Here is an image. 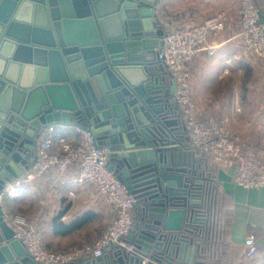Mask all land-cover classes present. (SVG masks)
I'll use <instances>...</instances> for the list:
<instances>
[{
	"label": "water",
	"instance_id": "1",
	"mask_svg": "<svg viewBox=\"0 0 264 264\" xmlns=\"http://www.w3.org/2000/svg\"><path fill=\"white\" fill-rule=\"evenodd\" d=\"M161 2L0 0V264H40L15 239L4 191L32 168L52 125L109 146V171L137 200L128 239L139 254L117 249L73 264L193 262L208 191L177 83L159 59Z\"/></svg>",
	"mask_w": 264,
	"mask_h": 264
},
{
	"label": "crops",
	"instance_id": "2",
	"mask_svg": "<svg viewBox=\"0 0 264 264\" xmlns=\"http://www.w3.org/2000/svg\"><path fill=\"white\" fill-rule=\"evenodd\" d=\"M253 1L264 24V0ZM238 3L239 0H162L157 13L165 31L190 21H206L225 14L223 29L208 37L209 42L218 47L213 53L200 51L189 66L196 111L203 120L215 118L223 123L228 120L229 126L225 125L229 132L241 139L244 148L255 150L264 160V98L259 104L262 111L257 114H251L247 108L243 111L245 115L240 107L243 103L253 104L248 94L240 103L239 89L243 77L246 83L252 78L254 65L252 59L243 55L237 37ZM260 74L264 82L262 64ZM182 119L185 126L183 116ZM63 129L66 133L73 131V127ZM198 160L204 161L199 157ZM200 172L205 173V182L210 187L209 208L219 216V223L212 234L207 228L210 238L200 243L198 254L206 255L207 264H264V187L237 185L235 166L213 164L210 168L202 167ZM76 174L75 169L64 175L53 170L34 183L18 188L16 197L6 196V216L10 219L19 214L36 225L43 232L44 246L52 252L92 242L114 219V212L94 189L75 183ZM211 174L218 190L213 191L208 177ZM250 235L257 239L260 253L247 260L243 250Z\"/></svg>",
	"mask_w": 264,
	"mask_h": 264
},
{
	"label": "built area",
	"instance_id": "3",
	"mask_svg": "<svg viewBox=\"0 0 264 264\" xmlns=\"http://www.w3.org/2000/svg\"><path fill=\"white\" fill-rule=\"evenodd\" d=\"M239 38L243 55L256 57L264 62V24L260 11L252 0L240 4ZM225 15L220 14L203 23H192L166 31L159 51L172 78L177 83L175 99L185 120L189 147L201 159L213 158L219 165L237 169L234 181L245 188L264 187V160L252 149L244 148L218 119L203 120L199 117L193 98L190 64L200 51L213 53L218 45L209 42V35H217L224 26ZM64 126L52 125L44 132L38 144L37 159L24 176L8 183L5 194L16 197L17 189L34 183L50 171L67 174L75 169V183L94 189L114 212V219L92 241L63 252H52L43 243V232L21 215H13L9 221L15 230V239L26 248L29 256L40 264H73L84 259H95L111 254L117 249L138 255L129 242V235L136 225L137 200L108 169L111 148L107 145L96 148L92 134L73 127L71 133ZM71 195L75 193L71 192ZM209 208L208 194L206 196ZM206 218V222H207ZM260 253L257 239L250 235L244 242L243 255L247 260ZM145 258L143 264L150 263Z\"/></svg>",
	"mask_w": 264,
	"mask_h": 264
},
{
	"label": "rangeland",
	"instance_id": "4",
	"mask_svg": "<svg viewBox=\"0 0 264 264\" xmlns=\"http://www.w3.org/2000/svg\"><path fill=\"white\" fill-rule=\"evenodd\" d=\"M241 1L242 0H239V3H238V11H237V26H238V33H237V37L239 38V33H240V26H239V18H240V4H241ZM253 1V0H252ZM253 3H254V5H255V2L253 1ZM256 6V5H255ZM224 14V13H223ZM225 15V14H224ZM204 21H196V23H203ZM190 23H192V21H190V22H188V23H185V24H182L181 26L179 25L178 27H175L174 29H177V28H179V27H182V26H185V25H188V24H190ZM170 30H172V29H170V28H168L167 29V31H170ZM239 40H240V38H239ZM240 42H241V40H240ZM241 44H242V42H241ZM242 52H243V49H242ZM250 59H252V63H253V65H254V67H253V75H252V78H251V76H248V78L250 77L251 79H249L248 81H247V83H246V80L244 79L245 77H243V79H242V84H241V87H240V89H239V99H240V103H241V101H242V97L244 98V96H245V94H248V97L250 98V99H252L253 100V104L252 105H245V103H243V104H241V110H242V113H246V112H243L244 111V109H249V110H251L252 111V113L251 114H257V113H259V112H261L262 111V106L261 105H259L260 104V102L261 103H263L262 101L263 100H261V99H263L264 98V82H263V80H262V78H261V74H260V67H261V64L262 65H264V62L263 61H261L260 59H258V58H256V57H251ZM191 73V72H190ZM191 80H192V75H191ZM247 84V85H246ZM246 85V86H245ZM229 108V106L227 107V109ZM233 108V107H232ZM226 114H228V113H226ZM251 114H248V115H251ZM246 115V114H245ZM226 116V115H225ZM220 121V123H221V125L223 126V127H225L228 131H229V129L227 128V126L225 125V123H227V125L229 126V122H228V120L227 121H225V123H223L221 120H219ZM234 136V135H233ZM235 137H237V136H235ZM238 139H240L239 137H237ZM241 140V139H240ZM242 142V141H241ZM253 150V149H252ZM255 151V150H254ZM256 152V151H255ZM258 154V153H257ZM208 159H210L212 162H213V164H214V166H219V163H216L215 161H214V159L211 157V158H207V159H204V160H208ZM205 175V173L203 174V178L205 177L204 176ZM208 177H210L211 179H212V174H211V176L209 175ZM209 178V179H210ZM207 189V191L209 192V190H210V187H209V185H208V187L206 188ZM17 215H19V214H17ZM195 235V234H194ZM194 243H195V245L196 244H200L201 242L200 241H197L196 239H195V237H194ZM201 251V247L200 248H198L197 249V251H196V253H199ZM196 253H195V255H196ZM194 255V256H195Z\"/></svg>",
	"mask_w": 264,
	"mask_h": 264
},
{
	"label": "trees",
	"instance_id": "5",
	"mask_svg": "<svg viewBox=\"0 0 264 264\" xmlns=\"http://www.w3.org/2000/svg\"><path fill=\"white\" fill-rule=\"evenodd\" d=\"M197 165H200V169H202V167L210 168L213 165V162L210 159L204 160V161L199 160ZM200 169H199V171H200ZM211 181H212L213 191L215 189L218 190L217 184L214 181V177H212ZM212 188H211V190H212ZM205 205H206V199L204 198V205L202 206V210L206 211L205 214H206V218L208 219V221L202 225L196 226V228L193 229L195 231V233H194L195 235H192L195 237V239L197 241H200V242H205L206 240H209V238H210V237H208L209 236V233H208L209 230L211 231V234H212L213 228L218 227V223H219V216L218 215L215 216L216 212L214 213V209L213 208H207V205L206 206ZM134 212H135V216H136V220H137L136 209L134 210ZM207 228H209V230ZM187 264H189V263H187ZM191 264H207L206 255H204V253L203 254L197 253V255H195L193 262Z\"/></svg>",
	"mask_w": 264,
	"mask_h": 264
}]
</instances>
